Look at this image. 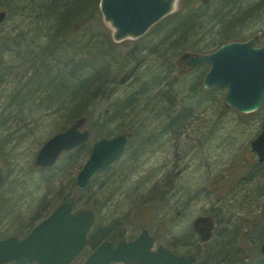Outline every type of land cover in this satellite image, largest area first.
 Instances as JSON below:
<instances>
[{"label": "rangeland", "instance_id": "374dc122", "mask_svg": "<svg viewBox=\"0 0 264 264\" xmlns=\"http://www.w3.org/2000/svg\"><path fill=\"white\" fill-rule=\"evenodd\" d=\"M1 1L6 0H0V8ZM26 1L29 2L13 3L21 7ZM257 1L245 0V4ZM7 3L12 5L10 0ZM183 3L184 0H176L174 11ZM26 14L6 17L0 23V167L5 175L0 185V236L27 233L63 198L74 196L79 199L77 206L98 210L94 229L110 227L128 238L148 227L156 244L178 252L198 251L207 260L241 259L247 253L258 256L264 264L259 250L264 235L261 166H255L254 176L240 168L241 164L247 169L250 166L245 158L254 161L250 141L260 131L264 102L253 113H240L224 104L225 87L202 98L197 83L203 69H187L188 66L177 62L183 53L192 52L186 50L192 48L190 44L176 48L172 35L153 34L139 43L130 39L125 46L116 45L108 37L112 26L100 13L101 19L90 18L84 25L74 22L73 34L63 38V45L87 46L91 51L98 46L105 48L104 63L116 74L102 95H97L98 100L89 106L90 113L83 116L84 127L92 131L90 141L62 153L60 167H36L33 162L37 151L65 125L66 112L44 109L40 98L30 100L21 109L14 96L30 72L42 62L49 63L51 56L60 60L64 54L45 51L48 39L41 32L35 33L41 21L32 18V12ZM245 24V34L264 36V5ZM204 32L197 33L191 41L198 45L196 49L210 50L212 41ZM22 42L26 46L20 48ZM85 53L83 58L101 62L93 53L88 55L87 50ZM141 89L144 95L135 99L133 112L127 114L130 108L127 107L118 114V119L106 123L99 117L103 110L111 113L110 104L114 100ZM187 105L192 110L168 125L172 115ZM147 108L149 112H144ZM99 118L97 125H103V130L96 133L92 124ZM121 129L135 136L133 144L95 177L89 189L76 190L70 179L85 161L92 142ZM148 134L153 141L139 145ZM136 145L141 149L137 155L133 152ZM76 154L79 160L73 161ZM244 173L246 177L242 179ZM46 208L50 209L44 211ZM199 216L211 217L214 223L210 240H201L193 227ZM89 249L86 247L71 264H81Z\"/></svg>", "mask_w": 264, "mask_h": 264}, {"label": "water", "instance_id": "95a60500", "mask_svg": "<svg viewBox=\"0 0 264 264\" xmlns=\"http://www.w3.org/2000/svg\"><path fill=\"white\" fill-rule=\"evenodd\" d=\"M175 0H100L104 18L115 27L116 39L137 37L173 8ZM6 12L0 11V21ZM187 56H184L185 58ZM191 66L209 63L203 78L206 88L226 86L225 101L242 112L257 109L264 98V45L256 47L254 38L245 41H229L206 54L191 55ZM80 119L65 130L48 138L38 150L34 164L49 167L56 163L62 151H69L90 138L91 132L83 129ZM129 136L118 133L94 141L90 155L74 178L75 184L85 188L90 179L111 163L128 144ZM259 160L264 159V122L262 131L251 142ZM2 179L0 171V182ZM72 202L59 204L22 239L10 236L0 239V263L14 260L22 264L36 260L37 264H68L84 247L86 235L92 223V211L72 212ZM142 232L133 241L120 243L112 248L104 241L88 256L83 264H109L111 261L143 262L146 264H191L192 256H177L159 247L150 252V239ZM264 253V244L261 247Z\"/></svg>", "mask_w": 264, "mask_h": 264}, {"label": "trees", "instance_id": "16d2710c", "mask_svg": "<svg viewBox=\"0 0 264 264\" xmlns=\"http://www.w3.org/2000/svg\"><path fill=\"white\" fill-rule=\"evenodd\" d=\"M8 1H1L3 3L1 8L6 10L7 17H12L16 14L22 16L26 12H32V18L41 21L40 27L38 30H35V33L41 32L42 36L48 39L45 51H53L55 53L60 51L64 54L62 59L59 57L60 60L52 58L53 56H51L49 63L47 62L45 64L42 62L39 68L30 72L25 84L23 82L22 89L14 96V102L18 106L21 105L22 109L25 108V105L30 100L32 102L40 98L39 101H42L41 106L44 109H54L55 112L62 113L66 112L67 119L65 120V125L60 130L64 129L67 124L73 123L77 119L87 116L90 113L89 106L95 100H98L97 95H102L103 89H105L104 87L116 75L108 67V64L104 63V58L106 57L105 52L107 51H105V48L101 46L94 47L92 49L93 52L87 46H73V44L68 43L67 45H63L65 35L71 36L73 34L72 26H74V22L84 25L90 18L101 19L98 9L99 0H29V2L26 1L21 7L15 6L13 2L19 1L24 3V0H10L12 5L8 4ZM263 5L264 0H259L253 4H245V0H201L199 4L196 3V0H184L182 7L178 11L161 19L151 28L148 35L156 34L164 37H171L172 35V38H175L176 48H184L190 44L189 46L192 48L187 47V51L208 52L229 40H244L251 36V34L249 35L243 32L245 23ZM203 31H205L204 35L209 36V40L212 41L210 50L196 49L195 46L198 45H195V41H191L197 33ZM263 37V35L257 37L258 44H264ZM172 38L169 40L171 41ZM24 46H26V43L23 44V42L19 45L20 48ZM85 50H87L88 55L93 53L92 55L96 58L100 57L101 62L97 63V61L88 60L87 57L83 58L82 56L86 54ZM101 64L104 65L101 66ZM118 72L120 73V71ZM87 83H90L93 89ZM141 85L144 86L145 84L141 83ZM197 88L201 89V97L204 99L211 92V90H206L201 86V77L197 83ZM143 89L140 92L126 93L127 95L121 98V100H114L110 104L112 109L111 113H108V115L106 114L107 111L103 110L104 112L101 111L99 113V117L104 118V123H106L108 120L114 121L118 119V114L125 112L124 110L127 107H130L127 108V114L133 112V109L137 105L136 101L141 95H144L143 92L145 89ZM9 105L12 106V103L9 102ZM186 107L191 109L189 105ZM143 111L149 112V108ZM187 111L189 109H183L175 113L177 116L172 119L178 120ZM124 116L125 114L122 117ZM99 121H101L100 118L94 120V124H92V129L96 133H101L100 130H103V125H97ZM120 131L128 130L121 129ZM147 136L142 137L139 145H143ZM77 155L73 157V161L79 160V157H76ZM57 166L60 167L59 164ZM70 181L73 185V177ZM66 199L74 200L77 205L79 203V199L74 196L63 198L61 201H65ZM49 209L46 208L44 211H48ZM106 229L108 228L95 229L89 240V244H94L95 241L104 237L106 235Z\"/></svg>", "mask_w": 264, "mask_h": 264}, {"label": "flooded vegetation", "instance_id": "af4514ba", "mask_svg": "<svg viewBox=\"0 0 264 264\" xmlns=\"http://www.w3.org/2000/svg\"><path fill=\"white\" fill-rule=\"evenodd\" d=\"M150 233V232H149ZM151 235V234H150ZM106 237L109 239V240H111V242H112V245L113 246H116L117 245V242L119 241V240H121V239H123V235L122 234H120V235H116V234H114L113 233V230H109V231H107L106 232ZM135 237H137V236H135ZM135 237H133V236H131V237H128V238H125V240H132V239H134ZM119 239V240H118ZM153 241V244L152 245H154L155 247H157L159 244H156V242L154 241V240H152ZM167 247V246H166ZM117 264H125V263H117ZM130 264H138V263H130Z\"/></svg>", "mask_w": 264, "mask_h": 264}]
</instances>
